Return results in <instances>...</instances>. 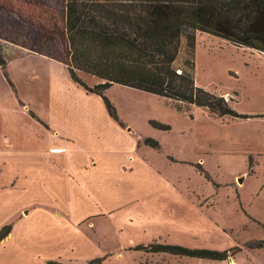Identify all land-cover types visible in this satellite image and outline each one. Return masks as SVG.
<instances>
[{
  "label": "rangeland",
  "instance_id": "obj_1",
  "mask_svg": "<svg viewBox=\"0 0 264 264\" xmlns=\"http://www.w3.org/2000/svg\"><path fill=\"white\" fill-rule=\"evenodd\" d=\"M65 1L0 0L7 62L6 73L0 67V228L11 224L0 264H42L36 252L54 258L81 246L82 234L92 244L78 248L70 264L96 256L105 257L102 264L207 260L136 248L153 239L264 264V246L251 243L264 240V132L256 120L121 84L104 91L119 121L109 117L100 95L52 66L72 60ZM259 55L197 31L192 50L181 37L173 66L179 72L193 62L195 83L227 93L231 108L245 115L264 108ZM76 71L91 86L101 81ZM81 214H95L93 225L82 217L77 229Z\"/></svg>",
  "mask_w": 264,
  "mask_h": 264
},
{
  "label": "trees",
  "instance_id": "obj_2",
  "mask_svg": "<svg viewBox=\"0 0 264 264\" xmlns=\"http://www.w3.org/2000/svg\"><path fill=\"white\" fill-rule=\"evenodd\" d=\"M64 26L72 57L71 64H65L69 77L86 92L100 95L115 120V107L104 95L113 84L143 90L181 105L206 107L218 116H247L231 108L224 96L198 86L193 62L189 61L188 68L179 72L173 62L181 37L192 50L197 31L264 53V0H66ZM6 65L0 51L4 73ZM76 70L101 81L91 86ZM151 123L169 129L167 124ZM143 143L158 145L150 137H145ZM10 230L11 224L0 228V241ZM251 243L264 246V240ZM136 248L212 260L227 258L226 250L171 243L153 242ZM104 259L94 257L82 264H102ZM46 264L67 263L48 259Z\"/></svg>",
  "mask_w": 264,
  "mask_h": 264
},
{
  "label": "crops",
  "instance_id": "obj_3",
  "mask_svg": "<svg viewBox=\"0 0 264 264\" xmlns=\"http://www.w3.org/2000/svg\"><path fill=\"white\" fill-rule=\"evenodd\" d=\"M253 50V49H252ZM259 56H260V59H261V65L263 66V68H264V53H262V52H259ZM58 63H56V62H52V66L53 67H57V71H59L60 72V74H62V75H64L65 73H68L67 72V70H66V67L65 68H63V67H60V68H58V65H57ZM71 79V78H70ZM229 94V93H228ZM224 96H225V98L228 100L229 98H228V95H227V93H225V94H223ZM197 107V106H196ZM105 108V107H104ZM106 110V108L104 109V111ZM106 112H107V110H106ZM107 114H108V112H107ZM245 115H247V119H249V120H256V125H255V127L257 128L256 130L257 131H262V132H264V108L263 109H261V110H259V111H257V112H254V113H246ZM108 116L109 117H111L109 114H108ZM225 116H230V115H225ZM224 117V116H223ZM231 117V116H230ZM233 117V116H232ZM263 147H264V145H263ZM84 200H86L85 198H84ZM66 208V207H65ZM45 212V211H44ZM65 212V211H64ZM66 212H67V210H66ZM41 211H39L38 213H37V215L38 216H40L41 215ZM100 214V213H99ZM56 215H59L58 213H56ZM89 215H95V214H81L77 219L75 218L74 219V224L77 226V225H79L81 222H83L84 220H87V225H93V221L92 220H90V217L91 216H89ZM88 216V217H87ZM82 217H86V218H84V220L83 221H80L79 223H77V221L76 220H80V218H82ZM77 229H78V226H77ZM9 235V234H8ZM6 236L5 238H8L9 236ZM83 236H84V238H83V242H82V238L80 237V236H78V241L81 243V246L80 245H78V246H76L74 249H72V248H70V246L68 247L69 249H65L63 252H61L60 254H57V256L56 257H54V258H51V257H43V258H41V255L40 254H38L37 252L35 253V256H36V260H37V262H41L42 264H45V261L46 260H48V259H59V260H61V261H63V262H65V263H67V264H70V262L73 260V258H75L77 255H79L78 254V252H77V249L78 248H87L86 247V245H87V243L86 242H88L89 244H92V239L91 238H89V236H87V235H84V234H82ZM3 240H4V238H3ZM154 240H156V239H153L152 241L153 242H155ZM148 241H146V242H144V243H142V244H144V246H146V243H147ZM152 242V243H153ZM127 247H125V249H126ZM141 251H143V250H141ZM81 253V255H83V253L82 252H80ZM150 253H153L152 255H154V253H163V254H170V253H168V252H150ZM228 253V252H227ZM109 254V253H108ZM91 256H93V255H90L89 257H91ZM96 257H98V256H96ZM92 258H94V257H92ZM91 259V258H90ZM140 262H143V263H145V264H173V263H175V262H171L169 259H167L166 257H163V258H159V259H156V258H150V257H148V258H145V259H142ZM178 262H180V261H177V263ZM206 262H208V263H206ZM85 263V262H84ZM20 264H22V262L20 263ZM194 264H247L246 262H244L243 260H239V259H237L234 255H231V256H227V258L226 259H224V260H212V259H207L206 261L205 260H200V261H196Z\"/></svg>",
  "mask_w": 264,
  "mask_h": 264
},
{
  "label": "water",
  "instance_id": "obj_4",
  "mask_svg": "<svg viewBox=\"0 0 264 264\" xmlns=\"http://www.w3.org/2000/svg\"><path fill=\"white\" fill-rule=\"evenodd\" d=\"M242 180L241 179H239V182H241Z\"/></svg>",
  "mask_w": 264,
  "mask_h": 264
}]
</instances>
